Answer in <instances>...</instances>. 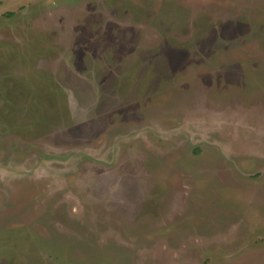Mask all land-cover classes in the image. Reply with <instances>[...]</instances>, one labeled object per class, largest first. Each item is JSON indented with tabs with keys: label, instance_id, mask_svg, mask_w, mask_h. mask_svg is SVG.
<instances>
[{
	"label": "rangeland",
	"instance_id": "1",
	"mask_svg": "<svg viewBox=\"0 0 264 264\" xmlns=\"http://www.w3.org/2000/svg\"><path fill=\"white\" fill-rule=\"evenodd\" d=\"M0 264H264V0H0Z\"/></svg>",
	"mask_w": 264,
	"mask_h": 264
}]
</instances>
